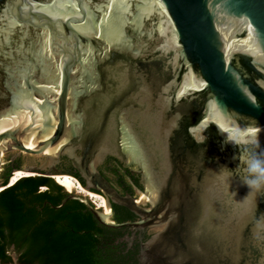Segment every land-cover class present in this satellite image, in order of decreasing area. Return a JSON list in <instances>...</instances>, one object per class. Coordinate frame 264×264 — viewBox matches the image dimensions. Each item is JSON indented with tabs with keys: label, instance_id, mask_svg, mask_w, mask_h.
I'll list each match as a JSON object with an SVG mask.
<instances>
[{
	"label": "water",
	"instance_id": "water-1",
	"mask_svg": "<svg viewBox=\"0 0 264 264\" xmlns=\"http://www.w3.org/2000/svg\"><path fill=\"white\" fill-rule=\"evenodd\" d=\"M119 96L109 131L81 128L77 109L101 121ZM0 127V154L52 165L76 158L78 135V182L111 213L72 198L107 227L150 228L139 264H264V192L243 183L245 158L264 154V0H0ZM106 140L141 168L150 206L96 171ZM111 203L142 219L116 223Z\"/></svg>",
	"mask_w": 264,
	"mask_h": 264
},
{
	"label": "trees",
	"instance_id": "trees-1",
	"mask_svg": "<svg viewBox=\"0 0 264 264\" xmlns=\"http://www.w3.org/2000/svg\"><path fill=\"white\" fill-rule=\"evenodd\" d=\"M74 195L42 175L6 187L0 193V264H13V254L17 264H139V246L122 241L121 228L103 225ZM111 205L116 223L135 222L129 208Z\"/></svg>",
	"mask_w": 264,
	"mask_h": 264
},
{
	"label": "flooded vegetation",
	"instance_id": "flooded-vegetation-1",
	"mask_svg": "<svg viewBox=\"0 0 264 264\" xmlns=\"http://www.w3.org/2000/svg\"><path fill=\"white\" fill-rule=\"evenodd\" d=\"M117 98L118 99L112 102L111 105L109 104L106 110L103 112V119L101 121H98L94 118L96 111L95 109L90 110V106L86 110L77 109V112H81V115L83 117V123L80 122L81 128L88 130V132L92 131L105 133V131H109L111 126L109 123H107V118L105 116H110L111 113H116L115 110H118L117 113L119 114L121 110L126 106V103L122 101V96H119ZM91 122H93V124H90ZM119 125V123L117 126L115 125L116 128L119 129ZM99 136L100 135L98 134L94 136L89 135L87 143L90 150L86 158L83 160V164H88L91 166V164L94 162L93 160L98 154L97 151L99 149ZM72 138V145L76 158H83L84 149L80 146L78 135L74 134ZM115 142L116 144L112 146L111 142H109L108 140L103 141L104 148L100 151L99 157L95 161L96 171L100 172L103 177L107 181H109L112 187L115 188L121 195L131 196L137 202H146L145 206H150L153 201L145 187L141 168L138 165L134 164V162H131L132 164L127 162L123 144H120L116 140L114 141V143ZM7 155L8 156L5 158V160L0 161V187H2L3 190L6 187L10 186L12 179L19 172H31L29 173L31 175L22 176L21 178L34 176V173L37 176H45V174L48 173L70 174L74 177H80L83 180L85 186L90 185L88 179L84 175L82 166L76 158H71L67 155H63L56 167L45 168L41 165L26 164L22 156H16V154L14 153H8ZM21 178H19V180ZM7 179L9 181L8 186L4 185ZM91 190L104 195V193L100 189L91 187ZM114 211L115 210L112 207V215ZM132 219L136 222L140 221L142 218L134 213ZM121 229L123 230L121 234V240L128 242L130 247L139 246V249H141V244L143 242H146L154 234V232L151 231L150 228H146L145 230H133L130 228Z\"/></svg>",
	"mask_w": 264,
	"mask_h": 264
},
{
	"label": "bare ground",
	"instance_id": "bare-ground-1",
	"mask_svg": "<svg viewBox=\"0 0 264 264\" xmlns=\"http://www.w3.org/2000/svg\"><path fill=\"white\" fill-rule=\"evenodd\" d=\"M9 128H3L0 127V133L3 132L4 130H7ZM49 137V135L44 136V139H47ZM43 139V140H44ZM26 145L29 148H35L37 146V141L35 140L34 136L33 138H30L28 140L25 141ZM59 149V146L54 148V149H48L44 154L45 155H53L57 152V150ZM31 174L26 173V172H19L15 175V177L12 179V182L10 184V186H13L14 184H16L19 181V178H21L22 176H29ZM35 176V174H33ZM54 179H56V181L58 183H60L61 185H63L68 191L72 192V191H79V194L81 193V195H85L88 198H99L101 199V203L99 204L98 207H100L101 209L104 210V212H106V214H110L111 210L107 204V201L100 195H97L93 192H88L79 182L76 178H74L73 176L70 175H55L53 177ZM3 188L0 187V193L2 192ZM95 204H97L95 202Z\"/></svg>",
	"mask_w": 264,
	"mask_h": 264
},
{
	"label": "clouds",
	"instance_id": "clouds-1",
	"mask_svg": "<svg viewBox=\"0 0 264 264\" xmlns=\"http://www.w3.org/2000/svg\"><path fill=\"white\" fill-rule=\"evenodd\" d=\"M251 143L258 148V137L254 138ZM262 157H264V154L252 153L244 160L246 176L243 179V183L249 188V193L252 191L264 192V158Z\"/></svg>",
	"mask_w": 264,
	"mask_h": 264
},
{
	"label": "rangeland",
	"instance_id": "rangeland-1",
	"mask_svg": "<svg viewBox=\"0 0 264 264\" xmlns=\"http://www.w3.org/2000/svg\"><path fill=\"white\" fill-rule=\"evenodd\" d=\"M66 151H68V149L66 150ZM14 154H16V156H22V158H23V160H24V162L26 163V164H33V165H41V166H44L45 168H49L50 166H52V167H56L59 163H56V164H51V162L49 161V160H47V158H46V156H43V155H27V154H17V152H14ZM8 155L7 154H0V161H2V160H5V158L7 157ZM29 173H31V172H29ZM35 174V173H34ZM59 174H63V173H59ZM35 176H37L36 174H35ZM70 192V191H69ZM75 195H78L79 194V191H77V190H75V191H72ZM81 194V193H80ZM96 194V193H95ZM83 195V194H82ZM97 195H99V194H97ZM101 196V195H100ZM103 197V196H102ZM90 198V197H89ZM104 198V197H103ZM105 200H106V198H104ZM90 200L91 201H93L94 203L96 202L97 204H96V206L98 205L99 206V204L101 203V199H99V198H90ZM107 201V200H106ZM143 205H145L146 204V202H143L142 203ZM97 206V207H98ZM100 208V207H99ZM103 210V209H102ZM13 256H14V261H15V258H16V256H15V254H13ZM14 264H17V262L15 263L14 262Z\"/></svg>",
	"mask_w": 264,
	"mask_h": 264
}]
</instances>
